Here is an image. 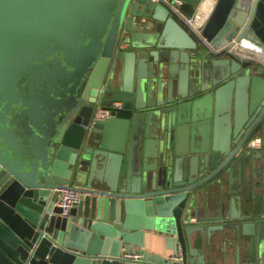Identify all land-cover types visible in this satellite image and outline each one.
<instances>
[{"label": "water", "instance_id": "95a60500", "mask_svg": "<svg viewBox=\"0 0 264 264\" xmlns=\"http://www.w3.org/2000/svg\"><path fill=\"white\" fill-rule=\"evenodd\" d=\"M185 3L0 0V264H264V0Z\"/></svg>", "mask_w": 264, "mask_h": 264}, {"label": "built area", "instance_id": "2783aa9c", "mask_svg": "<svg viewBox=\"0 0 264 264\" xmlns=\"http://www.w3.org/2000/svg\"><path fill=\"white\" fill-rule=\"evenodd\" d=\"M168 2H171L178 8H182L186 3L185 0H167ZM190 20V19H189ZM116 106H120V103H116ZM115 113L112 109L107 108H99L96 118L98 119H104L110 116H113ZM250 146L254 148H260L262 146V139L259 137H256L250 141ZM60 199H59V205L63 209V213L66 214L71 209V207L79 202V200L82 198L83 193L77 189L72 187H63L60 189ZM192 221L196 222V218H193ZM126 259L140 262L143 261L144 255L142 253H139L138 251L126 253L125 255ZM177 257L175 256L174 259Z\"/></svg>", "mask_w": 264, "mask_h": 264}, {"label": "crops", "instance_id": "0c3cea01", "mask_svg": "<svg viewBox=\"0 0 264 264\" xmlns=\"http://www.w3.org/2000/svg\"><path fill=\"white\" fill-rule=\"evenodd\" d=\"M183 10L185 11V12H189V11H193V7H192V5H190V4H185L183 7ZM263 175L261 174L260 176L258 175L257 177H256V179H255V181L256 182H262L263 180H262V177ZM235 186H239V190L236 192V193H234L233 192V189L231 188L230 190H229V192H228V197L226 198L225 197V203H226V205H227V207L229 208L230 207V203H231V201L230 200H232L233 198H234V200L233 201H235V204H236V209L237 210H241L242 209V205H241V187H240V179H239V181H238V179L236 180V183H235ZM255 187H256V189H257V197H256V194L255 193H253L254 194V197H255V200H256V203H257V205H259L260 207H261V209L262 208H264L263 207V204H261V199H262V196L264 195V189H262L263 187H262V183L261 184H259V185H254ZM234 193V194H233ZM251 195V190H250V192L249 193H246V194H243V196H246V197H248V196H250ZM147 249H149V250H151V251H154V252H156V249L151 245V246H148V248ZM229 252L230 253H235V251H236V246H235V244H234V242L232 243V246L231 247H229Z\"/></svg>", "mask_w": 264, "mask_h": 264}, {"label": "trees", "instance_id": "16d2710c", "mask_svg": "<svg viewBox=\"0 0 264 264\" xmlns=\"http://www.w3.org/2000/svg\"><path fill=\"white\" fill-rule=\"evenodd\" d=\"M192 11H189V13H191Z\"/></svg>", "mask_w": 264, "mask_h": 264}]
</instances>
